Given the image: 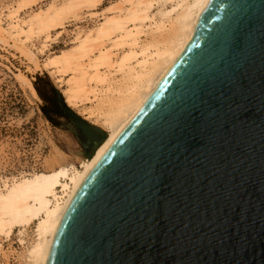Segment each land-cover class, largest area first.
<instances>
[{
	"label": "water",
	"instance_id": "95a60500",
	"mask_svg": "<svg viewBox=\"0 0 264 264\" xmlns=\"http://www.w3.org/2000/svg\"><path fill=\"white\" fill-rule=\"evenodd\" d=\"M56 94L90 158L105 133ZM46 264H264V0L211 1L72 198Z\"/></svg>",
	"mask_w": 264,
	"mask_h": 264
},
{
	"label": "bare ground",
	"instance_id": "6f19581e",
	"mask_svg": "<svg viewBox=\"0 0 264 264\" xmlns=\"http://www.w3.org/2000/svg\"><path fill=\"white\" fill-rule=\"evenodd\" d=\"M104 1L52 0L28 19L21 14L31 9L34 0H19L0 11V42L23 57L27 69L47 72L66 105L86 109V116L75 113L106 135L90 158L83 155L77 160L78 165L0 179L2 258L7 257L2 242L16 234L23 249L22 264H46L72 198L184 52L212 0H120L97 13ZM80 12L93 20V26L75 32L70 47L47 54L40 63L39 54L50 52L67 22L77 20ZM35 41L40 42L38 48ZM15 78L22 84L26 81L20 71ZM26 83L36 97L35 89ZM32 225L34 236L27 242Z\"/></svg>",
	"mask_w": 264,
	"mask_h": 264
},
{
	"label": "rangeland",
	"instance_id": "374dc122",
	"mask_svg": "<svg viewBox=\"0 0 264 264\" xmlns=\"http://www.w3.org/2000/svg\"><path fill=\"white\" fill-rule=\"evenodd\" d=\"M17 1L19 0H0V11L4 12L8 7L15 6ZM51 1L34 0L31 9L25 8L21 17L28 19L31 13L45 9ZM117 1L120 0H105L96 12L102 13L107 6ZM77 17V20L70 19L67 22L56 44L51 45L50 52L39 54L40 63L51 53L56 54L70 47L75 32L90 28L94 24L84 12L78 13ZM39 43L35 41L37 48ZM28 70L24 58L0 42V179L50 172L66 165H78L77 160L83 158L79 141L66 127L70 125V121L65 116L43 112H49V103L39 97L35 89L38 87L45 91L44 82L36 86V80L38 77L48 80L54 89L61 92L54 79L42 70ZM19 71L26 78L23 84L15 78ZM26 82L35 89L36 97L31 94ZM72 110L80 113L81 117L86 116L88 112L81 107ZM87 121L93 123L91 118ZM95 124L100 126V123ZM30 228L25 239L27 242L34 236V225ZM18 240L19 237L14 234L10 241L2 242L7 257H0V264H22L20 255L23 249Z\"/></svg>",
	"mask_w": 264,
	"mask_h": 264
},
{
	"label": "trees",
	"instance_id": "16d2710c",
	"mask_svg": "<svg viewBox=\"0 0 264 264\" xmlns=\"http://www.w3.org/2000/svg\"><path fill=\"white\" fill-rule=\"evenodd\" d=\"M41 82H44L45 91H44V89L42 91L38 87H35V89H36L39 97H41L45 102L49 103V112H46L42 109L44 114L52 113L56 116L63 117L64 115H63V112L61 110V106L58 103L56 90L54 89V87H52V85L50 84V82L48 80H44L43 78H40V77H38L36 80V86H37V84H39Z\"/></svg>",
	"mask_w": 264,
	"mask_h": 264
}]
</instances>
